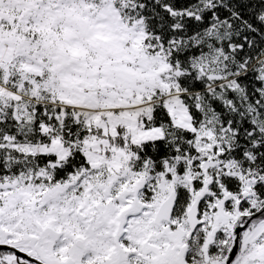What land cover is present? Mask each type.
Returning <instances> with one entry per match:
<instances>
[{
    "label": "snow or ice",
    "instance_id": "6c2138e0",
    "mask_svg": "<svg viewBox=\"0 0 264 264\" xmlns=\"http://www.w3.org/2000/svg\"><path fill=\"white\" fill-rule=\"evenodd\" d=\"M0 264H264V0H0Z\"/></svg>",
    "mask_w": 264,
    "mask_h": 264
}]
</instances>
